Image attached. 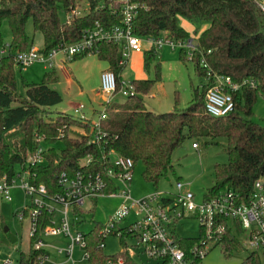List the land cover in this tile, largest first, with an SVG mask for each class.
<instances>
[{
  "label": "trees",
  "instance_id": "trees-1",
  "mask_svg": "<svg viewBox=\"0 0 264 264\" xmlns=\"http://www.w3.org/2000/svg\"><path fill=\"white\" fill-rule=\"evenodd\" d=\"M81 1L88 5L87 12L72 18L68 24L62 23L61 16L69 6ZM101 1L0 0V26L5 22L10 31V55L0 60V176L13 177L15 169L23 167L24 155L41 145L43 162L26 168L30 182L42 183L48 193L60 191L56 182L60 172L70 176L79 169L105 171L108 166L105 154L109 150L130 158L133 168L140 162L141 179L155 186L161 178L167 179L171 154L184 136L195 140L204 138L205 144H217L216 140L221 138L227 161L213 164V184L202 199L225 190L245 197L256 178L264 180V124L247 118L257 97H264V11L258 7L257 0H133L137 8L131 32L139 38L157 37L166 32L169 37L186 40L190 38L189 33L180 27L179 19L194 26L205 23L197 33L192 56L187 59L184 49H179L177 54L178 61L191 65L193 74L204 82L198 86L189 81L191 98L181 110L177 109L176 92L174 110L164 113L146 110L142 95L160 80V56L159 48L142 50L146 78L129 81L134 94L123 102L113 100L105 105V117L99 122V138L95 140V128L90 120L59 111L51 116L48 111L61 100L59 93L49 86L57 81V70H45L38 83L20 79L23 89L20 93L11 54L31 46L24 32L28 19L33 30L42 36L43 51L61 42L77 40L82 30L95 23L104 28L120 25L119 14L110 13L104 3L99 7ZM0 43H3L1 34ZM91 50L90 54L106 63L115 77L116 90L120 89L123 66L118 64L119 46L102 41ZM86 55L89 54H78L71 60ZM213 74L229 76L239 84L231 93L233 110L221 117L208 115L203 107V93L213 83ZM75 126L82 128L83 133L72 131ZM58 142L59 149L54 146ZM191 144L196 145L194 141ZM87 155L91 161L86 167L80 166L79 162ZM115 188L110 183L106 191ZM50 216L43 212L39 226ZM102 227V223L94 222L84 232L85 248L90 255L88 264L103 262L115 255H105L96 247L102 238L98 233ZM176 239L187 252L197 237L176 235ZM216 243L229 254L237 241L228 228ZM30 245L31 240L27 250L18 254L16 264H38L37 257L43 251H35ZM127 263L131 264L129 259ZM238 264H260V256L249 251Z\"/></svg>",
  "mask_w": 264,
  "mask_h": 264
},
{
  "label": "built area",
  "instance_id": "built-area-1",
  "mask_svg": "<svg viewBox=\"0 0 264 264\" xmlns=\"http://www.w3.org/2000/svg\"><path fill=\"white\" fill-rule=\"evenodd\" d=\"M83 2V1H81ZM80 3V2H79ZM75 3L64 12L62 23L68 24L74 17L82 16L88 10V5ZM107 8L110 13H118L121 24L104 28L99 23L81 31L77 40L71 43L61 42L47 51L29 47L23 51L11 54L13 66L17 70L38 63L45 70L56 69L65 71V63L75 55L92 52V48L99 42H112L120 48L119 65H123L131 52H142L141 42L150 47L160 48L163 45L170 49H184L189 59L192 56L195 44L192 39L172 40L163 32L157 37L139 38L131 32L137 2L133 0H102L99 7ZM258 7L264 11V3L257 1ZM8 43H0V60L9 56ZM202 65H204L202 63ZM213 83L203 95V107L205 112L213 117L225 116L233 110L231 93L239 87L229 76L212 75ZM98 93L101 96L100 109L96 118L91 120L95 128V140L99 138V122L105 117V105L113 101L115 95L130 96L134 94L132 86H123L116 90V81L111 71L104 70L99 74ZM83 105L77 104L75 111L80 118ZM191 147H196L191 144ZM43 147L39 145L33 152L24 155L23 167L14 171L13 177L0 176V198L10 200L9 190L13 186L14 177H19L18 187L29 197V203L20 211H17V219H26L28 222L27 237L31 240V248L35 251H43L38 257V264H73L71 255L74 246L83 251L81 259L88 260L90 255L85 248L84 232L74 228V223L80 217V206L86 200L93 201L97 197H117L120 202L115 208L109 220L98 231L101 239L96 244L97 248H103V240L107 235L116 236L122 249L114 257H106L103 262L93 264H136L132 260L134 255L124 239H134L136 255H142L145 259H152L156 264H201L200 260L207 252L208 243L217 242L221 234L229 228H235L243 234L242 245L249 251L257 252L264 258V180L256 178L249 193L245 197L231 190H225L220 194L194 201L193 194L183 188V184L176 181V192L163 195L153 191L141 197H132L129 183L132 179V160L115 151L106 152L108 166L103 172H90L86 169L76 170L72 175L60 172L56 182L60 187L59 192L48 193L42 183H31L28 165L40 164ZM91 161L90 156L84 157L80 166L86 167ZM25 167V168H24ZM112 183L115 190L106 191ZM133 214V221L127 227H118L120 220L129 212ZM43 212L50 213L47 222L40 227L39 221ZM186 215H194L198 226L199 236L185 252L177 243L174 234L176 221ZM42 220V219H41ZM58 237L59 243L43 242L42 238ZM52 251V255L48 250ZM127 260H125V257ZM54 257V258H53ZM55 258H61L55 259ZM0 264H12L10 258L0 259ZM16 264V261H15Z\"/></svg>",
  "mask_w": 264,
  "mask_h": 264
},
{
  "label": "rangeland",
  "instance_id": "rangeland-1",
  "mask_svg": "<svg viewBox=\"0 0 264 264\" xmlns=\"http://www.w3.org/2000/svg\"><path fill=\"white\" fill-rule=\"evenodd\" d=\"M263 2L264 0H257ZM79 3V2H78ZM83 5L84 2H80ZM62 18V16H61ZM178 24L187 28L191 35L192 42L195 44L197 32L204 28L205 23L198 24L196 26L188 23L184 19H179ZM24 32L27 35L31 47L34 49H41L43 47L42 36L38 31L33 30L32 24L28 19L24 24ZM0 34L3 43L10 42V31L5 22L1 23ZM162 34V33H161ZM172 40H175L171 37ZM149 45L141 42V48L145 49ZM178 48L170 49L168 46L163 45L159 48L160 56V80L153 84L151 89L142 95L144 107L146 110L154 113H164L174 110V93L177 95V109H183L190 101L191 94L189 91V81L194 85H200L204 82L203 79L198 78L192 72L191 65H183L178 61ZM187 58V56H186ZM188 59V58H187ZM66 62L65 71L70 72L71 67L73 74L78 76V80L73 78L67 80V78L58 72L57 81L51 83L50 88L56 90L61 96L60 102L51 106V116L55 115V112L69 113L79 119L90 120L83 113V118H80L78 113L74 110L76 104L88 106L89 99L93 96H97L101 100V96L98 93L99 87V69L100 65H104V62L98 60L94 55L89 54L78 62ZM69 63V64H68ZM40 64H34L25 71L16 70L17 90L22 93L23 89L20 83V79L25 83H38L41 81L43 70ZM109 71V69H106ZM104 71V70H103ZM142 75H147L141 70ZM22 74V76H21ZM134 79V73L125 66L122 73L123 88L128 86L130 80ZM204 94V93H203ZM126 99L125 96L120 94L115 95L114 101L123 102ZM250 121L259 125L264 124V97L258 96L254 102L251 115L247 117ZM72 131L76 133H83L82 128L72 127ZM196 143V147H191V142ZM204 138L191 139L183 137L180 145H178L171 154V170L167 172V179L161 178L157 185L153 186L150 183L144 182L140 177L141 164L137 162L134 165L132 179L129 183L130 194L132 197H141L145 194L153 191L160 192L163 195L171 196L176 192L174 184L176 181L181 182L184 189L189 190L193 196L195 202H200L204 192L210 188L213 184L212 166L215 163L223 164L227 161L226 154L222 151L221 145L224 140L218 138L217 144H205ZM45 147V145H43ZM57 149L61 147V143L58 142L54 145ZM17 170V169H16ZM8 177V176H7ZM19 177H14L13 186L9 190L10 200H4L0 198V229L6 227L8 233L15 237L13 242H10L0 231V259L10 258L12 264L15 261L20 252H25L28 248L27 229L28 222L24 218L22 220L17 219V211H20L25 205L29 203V197L24 194L22 189L18 187ZM120 200L117 197H97L96 203L86 200L80 206V217L77 215L78 221L74 223V228L78 231L86 232L89 230L94 222L106 223L114 212L115 208L119 204ZM134 219L132 212L120 220L117 224L118 227H127ZM81 220V221H80ZM174 234L179 237L196 238L199 236V226L195 216L186 215L184 218L176 221L174 225ZM232 234L235 237L237 244H234L229 254L224 253L220 245L216 242L208 243L207 252L200 260L201 264H238L248 253L249 249L242 245L243 234L237 229H232ZM54 238V237H52ZM52 238H42L43 242H53ZM122 241L116 236L107 235L103 240L102 252L105 255H113L118 253L122 249ZM124 243L132 248L134 255L132 260L136 264H156L155 260L145 259L142 255H136L137 248H134V239H124ZM83 251L77 246H74L71 255L73 264H88L87 260L81 259ZM54 258V257H53ZM60 259L61 258H55ZM260 264H264V258H260Z\"/></svg>",
  "mask_w": 264,
  "mask_h": 264
},
{
  "label": "crops",
  "instance_id": "crops-1",
  "mask_svg": "<svg viewBox=\"0 0 264 264\" xmlns=\"http://www.w3.org/2000/svg\"><path fill=\"white\" fill-rule=\"evenodd\" d=\"M182 27V26H180ZM205 27V26H204ZM186 32L190 34L189 30H188V26L187 28L185 27H182ZM202 30V28L200 29ZM199 30V31H200ZM198 33V32H197ZM191 38V37H190ZM192 39V38H191ZM149 46L145 49H148ZM143 49V48H142ZM144 50V49H143ZM87 56V55H86ZM82 59V58H80ZM80 59L76 60L75 62H78ZM73 60H70L68 62H72ZM103 62V61H102ZM34 64H38V63H33L31 65H34ZM69 64V63H68ZM29 65V66H31ZM29 66L25 67L24 69L26 68H29ZM123 68H122V71H121V79H122V73H123V69L125 66H128V68L134 73V79H143V78H146L142 75V71L143 68H142V52H131L129 54V57L128 59L125 61V63L122 65ZM22 69L20 70L21 73L24 72L25 70ZM41 69L43 70V72L45 71V69L41 66ZM107 69V65L106 63L104 62V65H100V69L98 71V73L100 74V72H102L103 70H106ZM19 71V72H20ZM69 71L70 72H67V71H60V73H62L66 78L67 80H70V79H74V80H78V76H76V74H73L72 72V69L71 67L69 68ZM144 72V70H143ZM22 76V74H21ZM100 103H101V100L100 98H98L97 96H93V98H90L89 99V105L88 106H85L83 105V108H82V113L87 116L88 119H95L96 118V115H97V111L100 109ZM79 104V103H78ZM77 105V104H76ZM76 107V106H75ZM75 110V109H74ZM195 148V147H194ZM96 203V199L93 200V204ZM81 221V220H80ZM46 238H52V237H46ZM54 239L53 242H50L51 244H54V243H59L60 242V238L58 237H54L52 238ZM48 250V253H50L52 255V251L50 249H47Z\"/></svg>",
  "mask_w": 264,
  "mask_h": 264
},
{
  "label": "water",
  "instance_id": "water-1",
  "mask_svg": "<svg viewBox=\"0 0 264 264\" xmlns=\"http://www.w3.org/2000/svg\"><path fill=\"white\" fill-rule=\"evenodd\" d=\"M2 231L6 234V237L10 242H13L15 240V237L11 235L10 233H8V230L6 227H3Z\"/></svg>",
  "mask_w": 264,
  "mask_h": 264
},
{
  "label": "flooded vegetation",
  "instance_id": "flooded-vegetation-1",
  "mask_svg": "<svg viewBox=\"0 0 264 264\" xmlns=\"http://www.w3.org/2000/svg\"><path fill=\"white\" fill-rule=\"evenodd\" d=\"M1 233L6 237V234L0 229Z\"/></svg>",
  "mask_w": 264,
  "mask_h": 264
}]
</instances>
